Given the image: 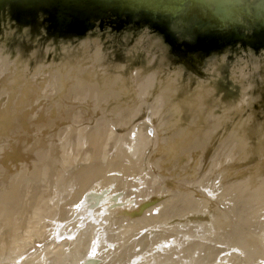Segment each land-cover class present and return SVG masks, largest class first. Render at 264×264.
Instances as JSON below:
<instances>
[{"label":"water","instance_id":"1","mask_svg":"<svg viewBox=\"0 0 264 264\" xmlns=\"http://www.w3.org/2000/svg\"><path fill=\"white\" fill-rule=\"evenodd\" d=\"M0 264H264V0H0Z\"/></svg>","mask_w":264,"mask_h":264}]
</instances>
